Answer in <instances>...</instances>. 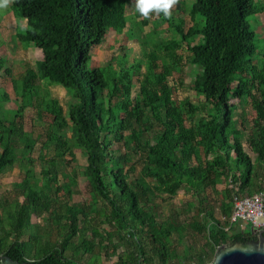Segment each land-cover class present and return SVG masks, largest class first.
I'll list each match as a JSON object with an SVG mask.
<instances>
[{
  "label": "trees",
  "instance_id": "16d2710c",
  "mask_svg": "<svg viewBox=\"0 0 264 264\" xmlns=\"http://www.w3.org/2000/svg\"><path fill=\"white\" fill-rule=\"evenodd\" d=\"M130 2L11 3L14 16L26 20L17 40L39 47L43 59L39 70L30 66L14 78L17 108L11 116L4 108L11 96L0 91V177L21 168L12 183L15 195H0V256L26 264H106L115 254L114 264H211L219 246L255 238L234 225L224 230L229 222L215 215L208 189L230 178L237 183V190L227 185L218 192L225 218L234 194L264 190V48L248 21L264 6L257 0H194L189 15L195 27L174 13L158 16L179 35L160 45L167 60L148 54L143 73L123 59L118 70L91 66L104 35L128 27ZM182 43L198 68L192 88L208 104L198 117V105L175 95ZM39 81L66 90V111L50 92L38 93ZM245 104L254 112L252 124L238 128L236 110ZM28 107L35 110L29 119ZM78 148L85 164L75 175L89 178L90 196L74 201L78 190L67 169ZM132 153L141 158L136 177ZM180 191L191 200L165 213L161 202Z\"/></svg>",
  "mask_w": 264,
  "mask_h": 264
},
{
  "label": "rangeland",
  "instance_id": "374dc122",
  "mask_svg": "<svg viewBox=\"0 0 264 264\" xmlns=\"http://www.w3.org/2000/svg\"><path fill=\"white\" fill-rule=\"evenodd\" d=\"M183 2L181 6V12H175L177 5L172 9V13L176 16H183L185 18V26H197L196 22L191 21L189 11L194 5V0H179ZM259 5L264 6V0H257ZM128 5L127 15L129 16L128 27L122 33H116L113 29H110L103 38V41L95 46L92 50V59L90 65L93 67L111 66L112 68L119 69L120 61H126L129 63H138L139 72H146L149 62L150 53L159 56V62L167 60L164 50L161 48V43L169 42L171 40L179 39V35L175 31L167 26L165 23H161L158 16L153 14L151 18L147 19L149 23L143 25L142 19L135 8V0H131ZM134 4V5H133ZM264 8V7H263ZM197 19H201L197 16ZM251 27L256 29L258 39L260 41L261 49L264 48V9L261 10L255 17L248 19ZM26 27V20L23 18H16L13 14V8L10 4L7 7H0V58H3L4 63L0 68V91H7L11 96V101L4 103V108L8 116H11L17 108V102L15 100V91L13 88L14 78L20 79L26 69L30 66L36 70L41 67L43 59L42 51L39 47L33 45H21L16 38V31L23 30ZM178 55L182 56L180 66V77L176 83L175 95L178 99L191 100L192 103L199 106V113L195 114L196 117L200 115V112H207L208 104L205 103L202 93H196L192 88V81L198 68L195 65H191L188 61L190 54L187 45L182 43L176 48ZM30 65H29V64ZM5 65V66H4ZM89 65V66H90ZM11 69V75L6 74V69ZM201 69V67H199ZM172 84V77L169 78ZM138 85L134 87V93ZM38 93L45 94L50 92L52 96L56 97L64 108L67 110V104L70 101V96L66 90L57 84H50L44 81H39L37 85ZM35 110L28 107L26 110V117L29 119L34 116ZM254 112L251 109L250 104L240 105L236 110V119L238 121V128L241 127L243 122L247 127L252 124V118ZM27 130H31V124L25 126ZM70 132H68V135ZM246 149L252 155L254 154L249 145L245 141ZM27 152L23 150L22 154ZM50 154H53V149H49ZM74 159L72 164L68 167V172L71 175L68 179L75 178L77 193L74 195V201H80L87 199L89 195L90 180L88 177L75 175L76 171H79L80 167L85 164V158L82 156L80 148L74 150ZM71 159V156H67ZM131 161L136 165V170L132 174L136 177L140 173L141 158L138 154L132 153L130 155ZM21 168L20 165H16L10 172L0 177V195L12 197L14 196L13 182L19 181ZM225 188L224 184L216 185L214 189L209 188L208 193L210 201L215 207V215L221 218L219 209V196L218 192ZM191 200V195L180 191L173 199L161 202L162 210L165 213H171L178 210L179 207ZM36 221V218H33ZM247 230H250L251 225H246ZM85 248L90 249V244L85 243ZM116 254L109 260H106V264H114Z\"/></svg>",
  "mask_w": 264,
  "mask_h": 264
},
{
  "label": "water",
  "instance_id": "95a60500",
  "mask_svg": "<svg viewBox=\"0 0 264 264\" xmlns=\"http://www.w3.org/2000/svg\"><path fill=\"white\" fill-rule=\"evenodd\" d=\"M255 238L234 245L223 244L218 247L211 264H264V231L252 230ZM0 264H26L7 255L0 256ZM34 264V263H27Z\"/></svg>",
  "mask_w": 264,
  "mask_h": 264
},
{
  "label": "built area",
  "instance_id": "2783aa9c",
  "mask_svg": "<svg viewBox=\"0 0 264 264\" xmlns=\"http://www.w3.org/2000/svg\"><path fill=\"white\" fill-rule=\"evenodd\" d=\"M230 188L238 189L237 183L232 178L228 184ZM232 212L229 217L222 216V221H228L229 225H225L224 230H228L230 226L238 224L241 228L251 225V229L255 231H264V190L253 195L236 193L232 197ZM188 264H208L191 262Z\"/></svg>",
  "mask_w": 264,
  "mask_h": 264
},
{
  "label": "clouds",
  "instance_id": "9594fccd",
  "mask_svg": "<svg viewBox=\"0 0 264 264\" xmlns=\"http://www.w3.org/2000/svg\"><path fill=\"white\" fill-rule=\"evenodd\" d=\"M13 0H0V7L9 6ZM179 0H135L136 11L145 19L151 18L153 14L159 16L161 13L170 18L172 9Z\"/></svg>",
  "mask_w": 264,
  "mask_h": 264
},
{
  "label": "crops",
  "instance_id": "0c3cea01",
  "mask_svg": "<svg viewBox=\"0 0 264 264\" xmlns=\"http://www.w3.org/2000/svg\"><path fill=\"white\" fill-rule=\"evenodd\" d=\"M220 184H224L225 185V187L227 186V182H222V183H220ZM220 184H218V185H220ZM222 218V217H221ZM249 225V224H248ZM235 227H238V228H240V226L238 225V224H236V225H234ZM241 229H244L245 231H250L251 233H252V229L250 228V230H247V226H245L244 228H241Z\"/></svg>",
  "mask_w": 264,
  "mask_h": 264
}]
</instances>
